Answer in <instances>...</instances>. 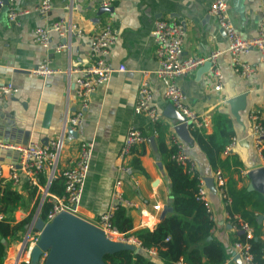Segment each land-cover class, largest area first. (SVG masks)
Masks as SVG:
<instances>
[{"label": "crops", "instance_id": "1", "mask_svg": "<svg viewBox=\"0 0 264 264\" xmlns=\"http://www.w3.org/2000/svg\"><path fill=\"white\" fill-rule=\"evenodd\" d=\"M39 1L15 0L18 9L28 11L27 15L19 18L17 25L6 18L7 2L0 5V82H11L18 89L14 97L0 103V141L46 145L62 134L66 116L78 109L73 83L81 77V73L75 70L80 71L91 63L87 37L110 25L116 42L106 61L115 69L124 67L125 71L113 73L106 83L97 87L88 99L83 123L76 133H64L57 174L52 181L63 187L60 173L76 160L77 142H91L93 149L89 171L76 215L90 224L96 223L113 202V184L119 177L116 171L117 153L124 136L129 128H137L145 137V142L132 152L130 174L119 177L122 181L120 191L122 199L132 204L125 207L131 210L135 228L152 230L162 217L163 208L171 207L170 187L160 147L174 148L169 146V140L171 135H176L183 144V153L192 162L200 179L213 180L216 169L226 179L229 205H225L217 191H209L208 194L214 222L213 236L233 256L232 238L236 228L231 221L236 217L252 225V229L255 225L259 227L256 239L264 256V194L250 190L248 178L250 172L262 168L261 159L253 147L249 120V115L256 113L264 126V64L260 62V53L253 49L241 58L255 69L250 77H241L226 52L224 33L207 13L208 0H112V5L106 8L101 7V0H52L47 20L35 12ZM70 3L74 6L72 11L66 9ZM263 9L264 0H227L228 16L242 39L256 36ZM159 20L183 25L185 36L181 45V60L220 52L216 60V67L222 76L220 90H214L216 81L211 78L210 66L206 63L176 80L189 109L200 118L209 120V127L201 132L187 125L190 144L176 134L174 128L183 122V116L165 100L161 83L152 75L157 62L152 31ZM57 21L70 22L85 37L68 39V47L58 53L54 48L61 43V39L55 33L50 35L47 51L33 42V32L37 27ZM46 56L50 59V67L56 72L47 77L30 76L29 72ZM69 68L72 71L68 74ZM145 73L153 95L152 104L160 115L156 122L133 111ZM240 96L244 97V106L235 117L228 101ZM216 114L225 115L231 120L234 132L231 141L234 139L235 143L227 155L223 152L219 154L217 167L212 168L192 133L211 135ZM135 160L138 162L135 163ZM16 163L14 151L0 149L3 172L0 192L9 183V190L19 198L18 207L13 212L15 223L29 215H32V219L21 235V241L7 248L3 264H28L27 253H21L22 243L26 237H38L39 232L34 230L33 223L46 200L44 188L31 186L21 171L18 183L13 185L8 181L7 166ZM229 192L234 193L236 198L237 193H248L244 194L240 206L247 214L246 220L231 208ZM157 205L160 209H153ZM233 259L225 264H237Z\"/></svg>", "mask_w": 264, "mask_h": 264}, {"label": "built area", "instance_id": "2", "mask_svg": "<svg viewBox=\"0 0 264 264\" xmlns=\"http://www.w3.org/2000/svg\"><path fill=\"white\" fill-rule=\"evenodd\" d=\"M3 1L7 2L6 18L8 22L15 25L18 24L19 18L28 14L26 10H20L15 6V0H0V5ZM101 7L106 8L112 5V0H101ZM207 13L215 19L218 27L224 33L227 40L226 52L230 55L235 71L243 78H248L255 73V69L249 64L241 60L244 55H247L251 50L255 49L260 53V62L264 64V9L258 23L257 34L255 37L242 39L236 32L227 13V0H208ZM52 0H40L35 12L47 20L52 8ZM73 4L70 3L66 9L72 11ZM55 33L61 39L55 48V52H60L68 47L67 40L77 37L84 38V33L75 25L67 21H57L46 24L42 27H37L33 32V42L46 51L49 49L50 35ZM185 36L183 25L166 20L156 21L152 31V38L156 45V68L152 75L161 83L163 87V96L165 100L183 116V123L196 131H203L209 127L207 118L197 116L185 103V96L176 84V80L190 74L199 66L209 63L211 78L216 81L214 90L218 91L221 88V73L216 67V60L220 52H211L207 57H189L181 60L182 54L181 45ZM88 56L90 65L80 72L81 77H78L74 83V95L78 101V109L72 114L66 116L63 132L55 140L49 141L46 145L36 142H28L26 144H10L0 141V149L11 150L17 154V163L9 164L8 181L13 185L19 181V171L25 174L27 182L37 188H44V198L50 205V209L46 214L44 224L50 223L57 215L68 213L76 215L77 207L80 203L81 192L84 181L89 171V162L92 155L93 145L91 142H77V158L74 163L67 169L61 171L60 177L63 183V194L57 196L48 193L49 184L57 174V162L60 157L64 144V133L66 131L76 133L78 127L83 123L84 111L88 107V99L95 92L98 86L106 83L110 76L115 72H124L125 68L120 66L117 69L113 68L107 61V57L111 48L115 45L116 37L110 25H105L98 33L87 37ZM72 70L69 68L67 73ZM56 71L50 67V59L44 57L41 63L29 72L30 76L47 77L54 74ZM18 93V89L11 82H0V103L10 97H14ZM153 95L147 79V74L143 75L142 82L138 89V95L133 107L135 114L147 116L150 121L156 122L160 115L154 108ZM251 122V138L253 147L257 152L264 168V127L259 116L256 113L249 115ZM145 142V137L137 128L131 127L127 130L124 139L117 153L116 171L119 177L121 175L130 174V159L135 148ZM169 146H173L176 150L170 156V160L182 167H189V171L194 170L192 162L187 159L183 153V144L176 135H171ZM235 141L234 139L225 147L223 153L227 155ZM213 183L216 191L219 193L225 205L230 204L227 196L226 179L219 169L213 173ZM2 166L0 165V185H2ZM47 181L41 186V177ZM117 177L113 184L112 204L109 209L98 217V220L93 225L100 229L104 236L115 242L139 246V243L132 237L125 238L116 228L111 225L113 213L119 205L132 206L128 201H124L121 196V179ZM209 189L206 187L203 179H200L197 187L196 200L202 202L205 210L212 218V210L208 200ZM153 209L159 210V205ZM239 224L238 230L244 234L246 239L252 237V228L246 223L239 221L234 217ZM0 219L2 216L0 215ZM39 236V235H38ZM37 238L27 239L29 247H33ZM233 256L240 258L241 264H255L253 256L250 252L249 244L245 241L235 242L232 245ZM149 255L154 256L153 250L148 251ZM46 253L43 254L42 260ZM27 258L28 252H27ZM28 262V261H27Z\"/></svg>", "mask_w": 264, "mask_h": 264}, {"label": "trees", "instance_id": "3", "mask_svg": "<svg viewBox=\"0 0 264 264\" xmlns=\"http://www.w3.org/2000/svg\"><path fill=\"white\" fill-rule=\"evenodd\" d=\"M213 133L202 136L192 133L197 146L205 155L212 168L217 167L218 156L230 143L234 132L231 129V120L225 115L216 114L213 118ZM263 125V124H262ZM264 127V126H263ZM175 148L167 149L160 147L163 167L169 182V197L171 211L164 217L159 218L156 226L147 228H135L134 220L130 216L131 210L119 205L113 213L111 225L125 238L132 237L139 246L131 245L130 248L122 249L103 256L104 264H225L232 258L226 248L212 234L214 222L206 212L202 202L196 200L197 187L200 178L195 170L189 171V167H182L170 160ZM138 162L135 160V163ZM62 180V179H61ZM45 180L41 177V184ZM52 181L48 192L61 196L63 187ZM6 184V183H5ZM63 184V183H62ZM0 192V264H3L7 248L10 244L21 241V235L30 224L32 215L20 222L15 223L13 212L18 207L17 195L4 185ZM231 208L239 212L246 220L247 214L241 210V205L246 192H229ZM50 209L49 203L43 201L39 218L46 221V214ZM236 231L232 238L235 242H247L255 264H264V256L261 253L260 243L257 241L259 227L252 229V237L246 239L239 230L236 220L231 221ZM251 225V224H250ZM252 227V225L250 226ZM153 250L155 255H149ZM233 253V252H232ZM26 264V263H21Z\"/></svg>", "mask_w": 264, "mask_h": 264}, {"label": "water", "instance_id": "4", "mask_svg": "<svg viewBox=\"0 0 264 264\" xmlns=\"http://www.w3.org/2000/svg\"><path fill=\"white\" fill-rule=\"evenodd\" d=\"M206 64L210 66L209 63ZM228 103L233 115L237 117V112L243 109L244 97H237ZM174 130L184 142L191 143L186 124L182 122L175 126ZM248 178L250 179L249 189L264 194V168L250 172ZM203 181L209 191L215 193L213 180L206 178ZM171 210V207H164L161 216H165ZM33 228L39 232L36 244L30 248L27 237L22 243L21 253L28 252V264H104L102 258L105 254L131 247L129 244L107 239L96 226L68 213L57 215L47 224L37 217ZM45 253L46 256L42 260ZM233 260L241 264L238 256H234Z\"/></svg>", "mask_w": 264, "mask_h": 264}]
</instances>
